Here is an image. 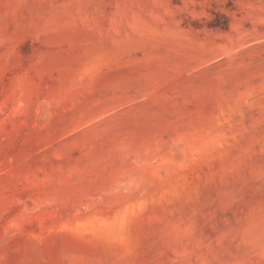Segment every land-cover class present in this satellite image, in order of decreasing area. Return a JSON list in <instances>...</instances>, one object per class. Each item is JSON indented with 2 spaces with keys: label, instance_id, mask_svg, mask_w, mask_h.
I'll return each mask as SVG.
<instances>
[{
  "label": "rangeland",
  "instance_id": "374dc122",
  "mask_svg": "<svg viewBox=\"0 0 264 264\" xmlns=\"http://www.w3.org/2000/svg\"><path fill=\"white\" fill-rule=\"evenodd\" d=\"M0 264H264V0H0Z\"/></svg>",
  "mask_w": 264,
  "mask_h": 264
}]
</instances>
